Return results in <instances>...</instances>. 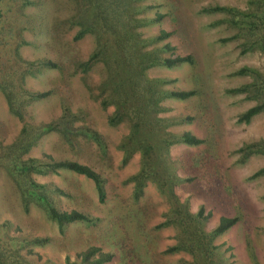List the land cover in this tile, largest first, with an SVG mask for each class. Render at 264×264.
Returning <instances> with one entry per match:
<instances>
[{
	"label": "rangeland",
	"instance_id": "rangeland-1",
	"mask_svg": "<svg viewBox=\"0 0 264 264\" xmlns=\"http://www.w3.org/2000/svg\"><path fill=\"white\" fill-rule=\"evenodd\" d=\"M35 1L36 4L21 8L9 4L11 9L0 37L4 35L9 44L23 37L28 43L19 46L18 51L26 60L57 59L60 56L57 52L70 49L79 58H86L96 47L97 36L87 32L79 41L70 43L78 30L77 24L69 21L77 19L73 17L78 13L76 3L73 0ZM248 1L137 0L140 5L151 6L136 15L146 19L136 29L142 39L148 40L142 49L159 50L170 43L175 54H189L194 59L193 64L184 62L174 67L156 64L146 70L151 78H173L174 82L164 85L165 88L197 91L184 100L166 97L160 101L163 110L159 116L192 118L190 122L169 125L168 130H189L203 139L199 145H171L169 156L182 178L162 186L164 189L160 183L150 180L135 197L134 182L129 178L140 169L141 154L136 151L123 162L120 143L129 134L130 125L125 121L109 122L114 104L104 107V98L97 93V85L105 75L101 64L90 74L95 96L81 75L70 71L61 73L43 68L35 76L26 78V87L51 90V93L44 99L27 103L25 119L36 123L56 119L64 102L72 112L78 113L75 125L94 129L102 143L77 135L76 145H70L58 131H50L42 134L23 157L48 153L56 159L88 164L101 174L105 192L100 201L94 182L69 170L33 173L35 181L59 187L61 191L52 198L60 209H76L95 218L92 222L69 223L60 232L57 224L35 203H30L27 212L23 209L17 185L0 165V225L11 224L9 236L48 238L43 244L28 246L32 251L27 256L30 260L37 264H68L80 260L88 248L98 247L95 258L101 253L111 255L103 264H187L193 259L189 252L165 253L177 243L180 234L179 226L174 223L160 225L167 219L172 191L188 203L190 211L196 212L204 206V214L211 213L203 226L206 231L212 230L221 216L239 217L235 225L214 241L221 246L227 264H264V175L252 177L264 165V154H251L243 160L238 151L244 143L264 138V112L253 116L248 123L238 122V115L253 106L255 100L247 98L245 93L230 91L251 81L249 75L237 74L242 67L264 71V51L241 53V39L233 37L236 29L228 23V14L211 9L215 6L245 9ZM157 15L161 18L152 21ZM58 19L64 23L57 34L52 26ZM161 29L170 31L171 35L151 41ZM11 33H14L12 38ZM8 49L9 45H0V58L5 57ZM23 122L11 112L0 88V149L14 141ZM200 167H206L203 182L188 180L189 176L199 174Z\"/></svg>",
	"mask_w": 264,
	"mask_h": 264
},
{
	"label": "trees",
	"instance_id": "trees-1",
	"mask_svg": "<svg viewBox=\"0 0 264 264\" xmlns=\"http://www.w3.org/2000/svg\"><path fill=\"white\" fill-rule=\"evenodd\" d=\"M78 6L76 23L78 30L70 43L79 41L87 32L97 36L96 47L86 58H79L68 50L60 53L57 59H23L18 51L19 46L27 44L23 37L17 38L16 43L7 41L4 35L0 37V45H9L4 58H0V88L5 94L12 113L24 122L19 134L11 144L3 145L0 149V165L5 168L17 185L23 209L27 212L30 203L41 207L48 218L57 224L63 232L67 224L75 221L92 222L95 220L89 214L76 209L62 210L53 200L52 195L61 190L53 183H39L32 177L33 173H57L60 169L72 171L91 179L98 193L100 201L104 199L103 178L92 166L71 159H56L51 154L43 153L39 157H23L37 142L39 137L50 131H58L66 142L76 145L77 135L87 139L96 140L101 144L100 135L89 127L75 125L78 113L72 112L63 102L59 117L47 122H30L25 119V106L29 102L39 101L47 97L49 91L32 90L25 86L26 78L35 76L43 68L57 69L61 73L70 71V74H79L87 88L95 96L94 88L90 85V74L101 64L105 71L104 77L98 83V97L104 98V107L108 103L114 104V112L109 117L110 123L127 122L130 132L120 143L124 152L123 162H127L131 155L138 151L141 154V165L137 173L130 176L134 182L135 197L141 193L142 188L150 180L160 183V187H167L171 182L181 180L177 175L174 161L169 156L171 145L185 143L199 145L203 142L189 130H168L169 125L190 122V116L167 118L159 116L163 107L160 101L170 97L187 99L197 94L195 89H168L164 85L174 82L173 78L155 77L146 74L150 67L161 64L174 67L187 62L194 63L191 55L175 54L173 46L165 43L159 50H143L142 46L148 40L142 39L136 30L146 19L137 18L138 12L151 6L140 5L137 0H73ZM18 8L36 4L35 0H0V32L4 29L7 14L11 4ZM10 4V5H9ZM212 10L220 9L228 14V23L236 29L234 38L241 39V53L255 49L264 51V0H249L245 9L232 6H215ZM21 13H23L21 11ZM160 15L152 18L158 21ZM14 19L19 20L17 16ZM64 21L58 19L53 23L52 29L58 34ZM14 33L10 34V38ZM170 31L161 29L151 41L166 39ZM7 37V36H6ZM74 47L75 44H74ZM171 54H160L169 52ZM237 74H247L251 81L231 89L232 93H245L246 97L255 100V104L238 115V122L248 123L251 118L264 112V71L254 67H242ZM25 119V120H24ZM240 159L251 154H264V138L244 143L238 150ZM206 167H200L196 177L189 176L188 180L196 179L202 183ZM264 175V165L257 169L252 177ZM187 180V178H186ZM210 181L209 183H211ZM162 187V188H163ZM164 189V188H163ZM167 189V188H165ZM169 190V189H168ZM170 209L167 219L160 225L174 223L179 226L180 234L175 245L170 246L166 252H189L193 259L187 264H227L228 259L223 255L221 246L214 243L216 237L227 231L239 221L237 215L221 216L216 226L206 231L203 226L211 213L204 214L205 207L200 206L198 211L192 212L186 201L170 193ZM11 224L0 225V264H37L27 256L32 253L31 244H43L48 238L40 236H9L8 229ZM24 251V254L21 252ZM98 247H90L81 255V259L68 264H103L110 260V254L101 253L95 258ZM68 259V258H67ZM257 264V263H256Z\"/></svg>",
	"mask_w": 264,
	"mask_h": 264
}]
</instances>
